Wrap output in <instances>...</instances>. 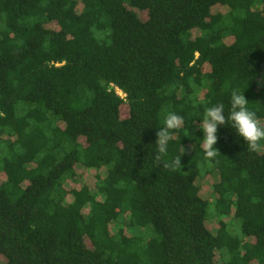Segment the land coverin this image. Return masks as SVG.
I'll return each mask as SVG.
<instances>
[{
  "label": "trees",
  "instance_id": "trees-1",
  "mask_svg": "<svg viewBox=\"0 0 264 264\" xmlns=\"http://www.w3.org/2000/svg\"><path fill=\"white\" fill-rule=\"evenodd\" d=\"M233 90L264 124V0H0V264H264V151L198 127Z\"/></svg>",
  "mask_w": 264,
  "mask_h": 264
},
{
  "label": "clouds",
  "instance_id": "clouds-1",
  "mask_svg": "<svg viewBox=\"0 0 264 264\" xmlns=\"http://www.w3.org/2000/svg\"><path fill=\"white\" fill-rule=\"evenodd\" d=\"M248 101L239 90H233L230 97V108L225 115V106L218 103L206 109L202 123L198 125L203 132L202 145L206 159H214L219 152L215 147L218 141L217 129L221 125H230L237 136L242 137L247 144V151L259 153L264 151V124L257 117L255 111L248 107ZM182 116L169 111L164 118V126L156 133L157 155L155 161L161 162V157L167 155L168 143L173 138L175 130L185 127ZM188 150L183 147L182 155H187ZM181 155V156H182ZM181 156L164 161L163 166L173 171L182 166Z\"/></svg>",
  "mask_w": 264,
  "mask_h": 264
},
{
  "label": "rangeland",
  "instance_id": "rangeland-1",
  "mask_svg": "<svg viewBox=\"0 0 264 264\" xmlns=\"http://www.w3.org/2000/svg\"><path fill=\"white\" fill-rule=\"evenodd\" d=\"M122 95V94H121ZM123 117H127V109L126 107H123L122 111ZM215 182V178L207 177L206 179H203L200 181V185L202 187V190L204 191V197L213 202L214 196L211 193L210 187L211 184L213 185ZM218 221L215 219H212L211 221H208V227L211 230H214L216 227H218ZM236 231V230H235Z\"/></svg>",
  "mask_w": 264,
  "mask_h": 264
}]
</instances>
